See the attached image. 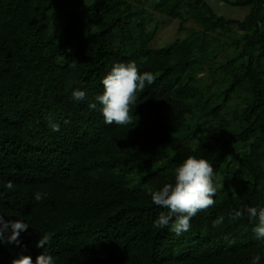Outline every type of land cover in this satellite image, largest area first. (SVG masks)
<instances>
[{
	"label": "trees",
	"instance_id": "trees-1",
	"mask_svg": "<svg viewBox=\"0 0 264 264\" xmlns=\"http://www.w3.org/2000/svg\"><path fill=\"white\" fill-rule=\"evenodd\" d=\"M223 1L249 12L239 20L205 0H154L187 35L151 47L141 0H0V215L30 226L19 244L0 243V264L43 251L56 264H264L245 211L264 207V0ZM223 46L233 54L219 60ZM118 62L155 77L124 126L88 108ZM77 88L86 97L73 102ZM209 128L221 133L202 134ZM188 156L207 160L222 187L177 236L155 228L167 209L149 191L172 183ZM234 210L244 215L233 221ZM47 233L50 244L36 247Z\"/></svg>",
	"mask_w": 264,
	"mask_h": 264
},
{
	"label": "clouds",
	"instance_id": "clouds-1",
	"mask_svg": "<svg viewBox=\"0 0 264 264\" xmlns=\"http://www.w3.org/2000/svg\"><path fill=\"white\" fill-rule=\"evenodd\" d=\"M154 75L150 72H140L135 62L115 63L101 80L102 92L95 95L94 100L88 103L90 111H98L106 125L124 126L132 123L130 106L137 99V92H142L146 84L154 82ZM73 102L85 99L86 91L79 88L71 93ZM52 132L59 131V125L49 121ZM214 169L203 158L188 156L173 170V182L166 183L157 190H150L151 203L162 209L165 214L159 215L155 221L156 229L170 228L177 236L187 232L190 220L198 212L211 207L220 185L213 182ZM12 188V184L7 185ZM46 193L35 192L34 199L39 202L46 198ZM247 218L253 224L252 232L257 241L264 242V207H248ZM244 212L234 210L230 219L235 221L241 218ZM225 217L218 216L212 226L217 227L224 223ZM24 220L5 219L0 215V243L19 244V236L29 228ZM5 235L7 239L5 240ZM52 233L44 234L36 243V247L45 248L50 244ZM261 256L255 255L251 264H260ZM12 264H56L53 256L45 253L38 255L33 262L29 256L21 255L14 259Z\"/></svg>",
	"mask_w": 264,
	"mask_h": 264
},
{
	"label": "rangeland",
	"instance_id": "rangeland-1",
	"mask_svg": "<svg viewBox=\"0 0 264 264\" xmlns=\"http://www.w3.org/2000/svg\"><path fill=\"white\" fill-rule=\"evenodd\" d=\"M143 2V7L146 12L149 14V29L154 31V36L151 41V47H160L166 45L169 42L174 41L177 38H184L187 35V30L181 31L179 30V21L178 19L170 18L166 15H162L157 13L152 8V3L154 0H141ZM213 11L221 15L225 18H234L242 20L249 12L248 6H236L230 3L224 2L223 0H205ZM184 26L186 28L189 27H197L192 20H188ZM198 28V27H197ZM219 41L225 39L224 36H219ZM233 54V48L229 46H223V49L219 53L218 59L221 60L226 56H230ZM238 98L236 97L231 101L230 105L234 107L238 103ZM221 131L214 129H207L202 132V134L207 135H217L220 134ZM187 146L194 147L197 144V141L190 137L184 141ZM248 146H246V150Z\"/></svg>",
	"mask_w": 264,
	"mask_h": 264
}]
</instances>
